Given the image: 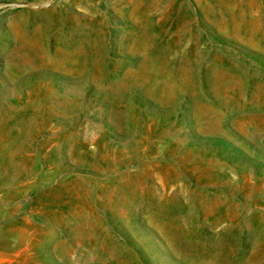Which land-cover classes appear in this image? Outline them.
<instances>
[{"label": "rangeland", "instance_id": "rangeland-1", "mask_svg": "<svg viewBox=\"0 0 264 264\" xmlns=\"http://www.w3.org/2000/svg\"><path fill=\"white\" fill-rule=\"evenodd\" d=\"M0 264H264V0H0Z\"/></svg>", "mask_w": 264, "mask_h": 264}]
</instances>
